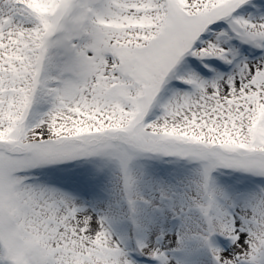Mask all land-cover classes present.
<instances>
[{"label":"snow or ice","instance_id":"1","mask_svg":"<svg viewBox=\"0 0 264 264\" xmlns=\"http://www.w3.org/2000/svg\"><path fill=\"white\" fill-rule=\"evenodd\" d=\"M0 264H264V0H0Z\"/></svg>","mask_w":264,"mask_h":264}]
</instances>
